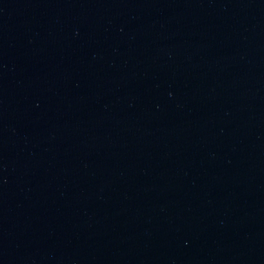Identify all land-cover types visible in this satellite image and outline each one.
Returning <instances> with one entry per match:
<instances>
[{"label":"water","instance_id":"95a60500","mask_svg":"<svg viewBox=\"0 0 264 264\" xmlns=\"http://www.w3.org/2000/svg\"><path fill=\"white\" fill-rule=\"evenodd\" d=\"M0 264H264V0H0Z\"/></svg>","mask_w":264,"mask_h":264}]
</instances>
